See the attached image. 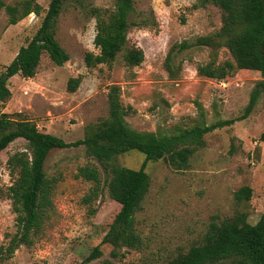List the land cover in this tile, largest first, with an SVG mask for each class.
I'll use <instances>...</instances> for the list:
<instances>
[{
	"label": "rangeland",
	"instance_id": "374dc122",
	"mask_svg": "<svg viewBox=\"0 0 264 264\" xmlns=\"http://www.w3.org/2000/svg\"><path fill=\"white\" fill-rule=\"evenodd\" d=\"M1 1L0 73L32 39L50 0ZM7 7L17 11L10 14ZM114 9L115 0H67L56 20L55 38L69 59L55 65L43 53L32 78L10 77V96L0 101V117L6 113L30 120L40 131L73 142L107 116L110 85L120 87V101L128 108L125 120L139 132L172 134L243 113L259 72L238 69L223 80L199 76L197 65L213 57L198 46L174 48L175 77L165 68L167 53L175 45L220 28L218 7L199 0H134L127 46L144 53L135 66L126 64L125 47L97 33L98 22L108 21ZM88 52L94 55L93 66L86 65ZM225 60L232 57L222 47L216 62ZM77 77V88L69 91V79ZM28 151L26 141L17 138L0 152V246L16 231L7 189L18 170L7 161ZM143 161L144 155L132 150L113 163L138 169ZM85 165L95 166L104 178L102 165L82 145L49 152L44 171L55 179L53 207L34 242L20 246L0 264H166L200 244L212 221L242 213L255 224L264 211V94L246 118L204 134L203 145L184 169H174L162 159L146 163L150 186L134 216L141 244L117 249L116 257L110 255V244L100 243L120 205L103 182L93 194L94 182L78 176Z\"/></svg>",
	"mask_w": 264,
	"mask_h": 264
},
{
	"label": "trees",
	"instance_id": "16d2710c",
	"mask_svg": "<svg viewBox=\"0 0 264 264\" xmlns=\"http://www.w3.org/2000/svg\"><path fill=\"white\" fill-rule=\"evenodd\" d=\"M66 1H49L32 39L19 48L0 73L1 102L10 96L9 78L14 75L32 78L43 53L55 65H62L69 59L68 53L55 38L56 20ZM199 3H211L220 9V28L198 36L191 42L175 45L167 53L165 68L170 77H175L177 71L171 66L174 48L182 50L198 46L209 49L213 57L211 61L197 65L199 76L223 80L238 69L259 72L260 79L254 84L243 113L236 118L219 119L210 124L202 122L172 134L139 132L125 120L128 108L120 101V87L110 85L107 116L90 126L82 139L73 142H65L60 137L40 131L30 120L12 119L3 113L0 117V152L17 138L26 141L29 151L17 152L7 161L9 166H17L18 170L7 189L16 215V231L8 238L6 245L0 246L1 260L11 258L20 246L28 247L34 242L53 207L55 179L48 178L44 171V163L51 150L82 145L87 155L102 165L105 174L103 179L99 170L90 165L79 167L78 176L94 182V195L101 189L100 184L103 182L110 198L120 205L100 243L110 244V255L116 257L117 249L138 248L141 244L134 216L150 186V178L145 171L146 163L162 159L174 169H184L195 149L203 145L204 134L230 126L246 118L252 111L260 95L264 94V0H199ZM2 7L0 0V9ZM7 11L14 14L17 9L7 7ZM133 12L134 0H115V9L109 20L99 21L97 26L100 37L113 45L125 47L124 60L129 66L140 64L144 58L140 48L127 46L129 16ZM222 47L228 50L232 61L216 62L217 52ZM85 61L87 66H93L94 55L88 52ZM79 81V77L69 79L68 90L74 91ZM132 150L144 155V161L138 169L113 163L118 155ZM166 264H264V211L255 224L248 223L246 215L242 213L222 221H212L200 244L189 247L185 253L178 254Z\"/></svg>",
	"mask_w": 264,
	"mask_h": 264
}]
</instances>
